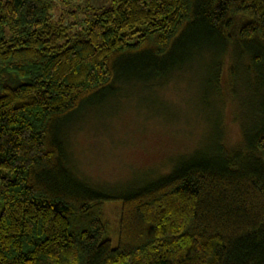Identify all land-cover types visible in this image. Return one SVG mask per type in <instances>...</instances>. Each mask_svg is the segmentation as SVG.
Here are the masks:
<instances>
[{"label":"trees","instance_id":"trees-1","mask_svg":"<svg viewBox=\"0 0 264 264\" xmlns=\"http://www.w3.org/2000/svg\"><path fill=\"white\" fill-rule=\"evenodd\" d=\"M55 9L0 0V264H264V0H110L74 32L76 6ZM192 48L247 61L245 145L118 195L112 245L109 197L65 166L61 129L124 75L165 77Z\"/></svg>","mask_w":264,"mask_h":264},{"label":"rangeland","instance_id":"rangeland-1","mask_svg":"<svg viewBox=\"0 0 264 264\" xmlns=\"http://www.w3.org/2000/svg\"><path fill=\"white\" fill-rule=\"evenodd\" d=\"M53 1L55 19L76 6L77 12L67 15L74 32L110 0ZM217 60L223 66L216 82ZM246 65L230 52L219 56L215 51L186 49L173 73L147 83L124 75L114 95L93 102L63 125L65 166L110 198L103 217L112 245L118 195L169 174L174 164L189 156L212 157L217 146L228 152L244 147V130L258 100Z\"/></svg>","mask_w":264,"mask_h":264}]
</instances>
